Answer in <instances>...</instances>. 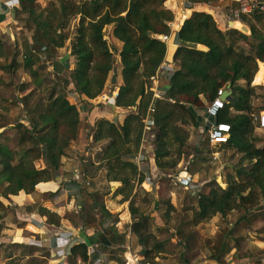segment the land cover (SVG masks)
I'll return each mask as SVG.
<instances>
[{
    "label": "trees",
    "instance_id": "obj_1",
    "mask_svg": "<svg viewBox=\"0 0 264 264\" xmlns=\"http://www.w3.org/2000/svg\"><path fill=\"white\" fill-rule=\"evenodd\" d=\"M164 1L49 0L41 6L27 0L24 19L29 40L25 38L22 48L16 46L22 59L21 66L28 72L31 82L41 86L38 63L48 62L54 68L62 65V72L68 69V62L54 60L52 53L63 47L70 36L69 56L73 57L74 66L69 70V79H64L60 90L50 92L42 108L35 105L26 110V123L17 122L13 126V138L7 133L12 128L0 132V138H3L0 140V197L8 198L20 190L31 193L38 182L37 186H41L44 183L41 181L52 180L56 173L59 174L61 159L77 138L80 125L78 108L69 101L64 88L72 85L82 100L92 101L102 93L113 66L117 65L121 83L115 89L114 105L125 109L127 114L120 124L106 118L97 119L89 128L91 139L87 143L88 146L105 143L97 154V162L104 167L108 181L120 182L116 194L128 199L135 183L144 181L145 173L132 156L139 151L146 135H153L151 151L157 168L174 167L188 140L185 127L203 125L200 117L203 115H198L195 109L205 113L206 105L216 97L217 90L227 87L231 90V98L214 121L230 124L229 139L221 146L240 153L248 165L239 164L234 172L226 173L225 178L218 177L219 182L225 183L224 187L210 182L209 189L198 194L191 221L197 225L216 214L225 217L230 211L237 210L240 216L236 223L245 220L248 226L249 212L261 201L264 203V144L255 135L257 121L253 118L263 108L255 109L252 104L258 87L255 81L257 63L264 62V11L260 10L264 0H251L249 12H239L232 19L230 26L233 28L225 30L218 26L212 14L205 11L194 10L184 18L175 28H179L176 32L178 46L173 54V70L163 82L164 96L153 103L150 79L156 76L166 53V44L158 35H169L170 22L174 19V13L164 6ZM187 1L213 3L218 0ZM242 22L248 25L250 34L239 30L244 25ZM108 26L110 31H107ZM108 34L121 42L118 64L114 57L116 48L106 38ZM3 43L0 34V53ZM42 47L45 48V60L38 56ZM16 61L12 58L0 67L5 70L16 68L19 65ZM258 79H264V75ZM202 98L207 100L205 104ZM151 101L153 125L150 132H144L143 119ZM39 159L45 164L43 168L35 166ZM84 186L88 185L80 186L78 198ZM20 196L24 194L20 192L14 199ZM5 209L0 200V218ZM38 211L43 215L52 213L44 207ZM130 211V233L137 237L143 262H150L164 251L166 241L158 240L148 230V215L135 216L137 209L131 204ZM27 228L42 231L32 224ZM101 230L97 238L103 246L110 247L113 243L109 233L122 237L115 232L113 223ZM93 241L94 238H88L87 242L72 244L67 257L72 260L79 257L82 263L95 264L96 259L88 252V245ZM110 259L123 264L121 260Z\"/></svg>",
    "mask_w": 264,
    "mask_h": 264
},
{
    "label": "rangeland",
    "instance_id": "obj_2",
    "mask_svg": "<svg viewBox=\"0 0 264 264\" xmlns=\"http://www.w3.org/2000/svg\"><path fill=\"white\" fill-rule=\"evenodd\" d=\"M250 1L251 0H218L213 2L215 5L212 6L215 8H211L208 13L212 14L221 29L233 28L228 26V20L237 17L239 12H245L241 11V9L243 6L249 5ZM167 2L169 5L173 6V8H176L175 0H167ZM238 22L241 23L239 19ZM243 24L248 27L246 23ZM70 31L71 27L69 28V32ZM17 32L19 33L15 35V41L9 39L6 34H2L4 43L0 53V64H8L12 58H15V61L17 60L16 62L19 64L16 68L9 70L0 67V76L2 78L4 76L3 86L0 87V106L6 109V115H1L0 117V125L8 121L13 123L10 127L12 129L7 128L10 129L7 130L10 136H8L9 138H13L12 134L15 132L13 126L17 122L26 123V110L35 105L42 108V105L47 102L50 92L53 89L56 91L60 90L59 86L63 85L64 79H69V70L74 66V59L69 56L68 47L71 41L70 36L63 47L54 50L52 53V58L54 60L61 61L62 63L68 62V69L62 72V65L54 68V65L52 67L48 62L38 63L37 66L40 74L41 86L34 85L30 81L31 77H27V75H29L28 72L21 66L22 59L19 56L20 52L16 46V44H18V46L22 48L26 42L25 38L29 40V32L25 28V22L23 28L20 27ZM173 33H175V28L170 23V33L165 39L166 42L173 38V36H171ZM243 33L250 34V30ZM109 43L114 45L112 42ZM115 48L114 57L118 64L120 60L118 54L120 48L118 46H115ZM257 64V77L259 78L264 75V68L262 69L264 62L258 61ZM1 71L3 73H1ZM168 73V69L163 67L158 68L156 76L150 79L151 88H153L151 89L152 91H154L155 87L162 92L164 91L163 82H166ZM110 74H112V72ZM110 76L111 75H109V79L102 93L94 98L93 103L82 100L80 96L75 93L74 89H70L69 86L71 85L64 88L69 101L76 104L78 108L80 120L79 128L83 129L84 137L87 134L85 129L88 128V123L86 122L87 114L92 108L95 109L96 114H100L101 112L104 113V116H100L97 119L106 118L117 124L122 123L127 114V111L125 113V109L115 108L114 101L112 100L116 93L115 89L118 88L121 83L119 71L117 73V82L114 85L110 83ZM257 77L255 81L261 85H256L258 87H256L255 94L252 97V104L255 109L263 108L261 110H264V79L261 80ZM30 91L31 94L26 95ZM110 94H112V96H110ZM163 96L164 92L162 94V97ZM156 98L157 97L152 95L153 103ZM24 102L27 104L26 106H24ZM202 102L205 104L207 100L202 98ZM195 110L198 115H203L200 117H205V113H203L202 110L198 108ZM185 128L188 131V140L183 148L184 153L181 155L176 165L168 169L160 170L158 168L155 169L154 166L150 167L148 155L152 153L151 149L153 146L151 144V136L146 135L145 142H142L145 144H142L139 149L143 155L141 156L140 154L139 160L136 159L139 151L136 155L132 156L134 161L138 160V162H135L137 164L139 163V168L144 169V172L147 174L144 176L143 182L145 183L142 182L139 184L136 182L128 199H125L119 193L116 194V190L121 185L120 182L108 181L106 179L104 167L100 166L97 162V154L105 143L100 142L87 146V143H90L89 141L91 139V135L88 131L89 139L83 142L84 145L80 149L79 154H75L77 157L71 154L74 160L73 164L75 165H73L70 170L61 167L59 169L60 180H63V182L70 180L71 171L74 167L84 169V171H87L89 174L90 184L82 188L79 198L77 199L75 197L72 205L69 200L70 197L67 199L63 197L57 204L63 207L62 212L54 211L53 213L42 215L41 212L38 211V207L45 206V201L53 202V199H55L53 195L55 193L39 192L36 187L34 191L31 192L35 202L31 201L32 203L30 205L20 207L14 203L10 195L8 198L0 197L1 202L6 207L2 218H0V264H7L8 262H13V264H54L50 258L48 246L39 240L40 235L28 234L25 230V223H23L22 219L18 218L19 215L21 216L24 214V211L39 212L43 216L45 224L50 228L66 224L76 227L78 230H89L92 227L96 231L112 222L115 227H117L116 225H121L120 222L123 224L128 221L126 219V213H128V216L132 220L130 211L131 204L137 209V214H135V216L146 214L150 217L148 230L154 233L158 240L166 241L164 251L155 256L152 261L147 262L150 264H160V259L162 261L168 260L171 264H179L182 260L186 259L189 254H194V252L196 254V250L201 249L202 246L210 245L211 240L205 232L207 228L206 224L209 223L210 220L203 221L197 225H194L191 221L193 210L197 206L198 194L204 190H208V185L212 181H215L216 184L221 187L217 180L218 177L223 179L226 173L234 172L239 164L247 166L248 162L242 160L241 154L234 149L224 148L223 146H211L206 139V134H199L201 126L194 127L187 125ZM1 131L2 130H0V132ZM254 132L261 143L264 144V131L255 129ZM0 140H3V138H0ZM69 148H71V144L67 150H69ZM148 149H150V152ZM174 158H176V155L173 156V160ZM35 163L36 166L40 165V168H43L40 161ZM184 168L187 169L192 177V187L188 189L182 188L175 182V175ZM147 184L150 185L147 186ZM37 188H39V186ZM41 190H43L42 187ZM47 190H53V187ZM56 194L58 195V192ZM22 199L23 196H20L16 201L20 203ZM73 205L76 206L73 207ZM169 206H172V209H169ZM107 213L110 215H107ZM220 221L221 218L219 219V222ZM156 222H158V224H156ZM122 226V232L120 233L122 237L118 238L111 233L108 234L113 240L110 247L102 245V241L97 238L100 233L97 237H94L93 243L97 244L99 250L104 252L108 258L118 259L123 261V264H127L129 261L128 256L134 258L133 255H140L139 252L141 247L137 246L138 241H136V239H131L132 233L130 235L127 233V224L124 223ZM5 228L20 230L23 236L29 237L31 240L14 241L13 234L17 230L15 232H10L9 235H3L1 231H4ZM217 236L218 235L215 237ZM150 243H152V240H150ZM11 259L12 261H10ZM67 260L68 264H79L70 257H68ZM138 262L139 264H144L142 256L141 259L138 257ZM80 264L83 263L81 262Z\"/></svg>",
    "mask_w": 264,
    "mask_h": 264
},
{
    "label": "crops",
    "instance_id": "obj_3",
    "mask_svg": "<svg viewBox=\"0 0 264 264\" xmlns=\"http://www.w3.org/2000/svg\"><path fill=\"white\" fill-rule=\"evenodd\" d=\"M5 0H0V34H6L7 31L11 30L13 33V36L15 38V35H17L19 32L17 30L23 28V24L25 22V10L24 5L27 3V0H19L18 7H15L13 9L6 8L4 4ZM35 3L45 6L46 3L49 0H33ZM220 1V0H219ZM176 2V0H175ZM184 8L182 16H179L176 12V8H173V6H169V3L166 0L167 8L172 10V12L175 14V18L172 22H170L174 28L184 19L187 18L192 11H207L209 12L211 8H215L212 5H215L214 3H191L187 0H184ZM176 4V3H175ZM165 6V5H164ZM166 7V6H165ZM238 20V19H237ZM232 24V23H231ZM110 26H108L107 31H110ZM179 29V28H178ZM178 29H175V33H173L171 36V40L169 39L168 42H165L166 44V53L164 57V61L161 63L159 68H162L163 63L164 64H173V54L178 46V43L176 42V32ZM6 31V32H5ZM8 36V35H7ZM28 37V36H27ZM109 42H112L115 46L121 47V42L114 39L111 35L106 36ZM18 39V38H17ZM58 59V58H57ZM62 63L61 61H59ZM53 67V65H52ZM1 73H3L1 71ZM29 77V75H27ZM4 76L3 78L0 76V87L3 86ZM31 81V80H30ZM253 81V80H252ZM252 84V82H251ZM253 85H255L253 83ZM70 89L72 88V85L69 86ZM1 91V90H0ZM113 100V98H112ZM94 99L92 101H89L93 103ZM115 102V98L113 100ZM113 102V103H114ZM152 103V101H151ZM115 108H121L118 106H115ZM126 113V110H125ZM6 115V109H4L2 106H0V117ZM86 122L88 123V128H86L87 134L85 137L83 136V129L79 128V134L76 140L72 141L71 148L66 151L65 156L61 159V168L70 170L73 165V157L71 154H73L74 157H77L79 154L80 149L83 147V142L87 141L89 139V127L94 124L96 119L100 116H104V113L101 112L100 114H96V111L94 108H92L89 113L87 114ZM13 125L11 121H8L5 124L0 125V130H4L5 128H10ZM257 130L264 131V129L257 128ZM145 142V140H144ZM145 144V143H143ZM262 144V143H261ZM147 145V144H146ZM150 149H148L149 151ZM152 150V149H151ZM73 152V153H71ZM150 152V151H149ZM148 152V154H149ZM152 152V151H151ZM77 154V155H75ZM143 155L140 151L138 152L136 159H140ZM136 155V154H135ZM80 157V156H79ZM148 158L150 160V167L154 166L155 169H157L155 165V160L153 158V153L148 155ZM138 160L136 162H138ZM37 161H40L42 164V167L45 166L43 160L39 159ZM35 161V162H37ZM139 164V163H138ZM36 166V163H35ZM37 168H40L39 166H36ZM142 169V168H140ZM144 171V169H142ZM146 174V172H144ZM149 174V173H148ZM147 175V174H146ZM48 184L50 183V187H54L53 190H47L43 191L41 190V187L36 189L39 192H54L53 195L54 201H45V206L50 212H62L63 207L57 205L60 202V199L65 197L67 199L68 197L71 205L73 203L74 198H78L79 195V189L78 186H76L71 179L67 180V182H63V180L54 179L49 181H41V183ZM48 182V183H45ZM145 183V182H143ZM221 186H225L224 183L219 182ZM150 184H147L149 186ZM62 188V189H61ZM58 192V195L56 194ZM22 192L24 194L23 199L21 202H17L14 197L19 195V193ZM13 199L14 203L21 206L30 205L34 198L31 193H27L24 190H20L18 194L16 195H10ZM263 201L259 204V206L253 207V209L248 214V220L249 224L247 226V221H241L239 223H236V221H239L240 212L237 210H232L225 217H222L220 214L214 215L210 220L209 223H207V228L205 232L208 235V238L211 240V244L208 246H202L201 249L196 250V254H189V256L186 257V259L182 260L179 264H264V205ZM263 205V206H262ZM76 205H73V207ZM39 208V207H38ZM42 214V212H41ZM39 212L36 211H24L23 215H19L18 218L22 219L23 223H25V230L28 234H37L40 235V239L42 243L46 244L49 248L50 252V258L52 259L54 264H68V253L69 248L72 244L78 243V242H87L88 238L93 239L94 237H97L99 233H101L100 230H94V228L91 227L89 230H78L76 227L70 226V225H58L57 227L50 228L45 224L43 214L41 215ZM31 215V216H29ZM153 215V214H151ZM221 218V221L219 222V219ZM126 219L128 221L124 222L127 224L128 234L130 235V225H131V218L128 216V213H126ZM225 221V222H224ZM228 221V222H226ZM113 223V222H112ZM123 223V224H124ZM28 224H32L33 226H36L37 228L41 229V232H34L32 230H29L27 228ZM121 225L114 226V229L116 232L121 233V228L123 227L122 222H120ZM158 224V222H156ZM245 224V225H244ZM11 225V224H8ZM51 225V224H49ZM10 227V226H8ZM17 228V227H15ZM17 230V229H16ZM15 229L12 230L10 228H5L4 231H1V233L4 235H9L10 232H15ZM8 232V234H7ZM218 235L217 237H215ZM14 241L20 242L24 240H31L29 237L23 236L20 230H17L14 234ZM2 237V236H1ZM131 239H136L137 237L133 235ZM138 247H141L137 243ZM99 248L97 244L91 243L88 245V252L91 255V258L96 259L95 264H117L116 261L110 259L107 257V255L103 252L102 254L98 253ZM97 254H100L99 257ZM140 254V252H139ZM134 257H140L138 254L133 255ZM188 259V260H187ZM76 263H81L79 257L76 258ZM160 264H171L170 261L165 260L162 261L159 260ZM139 263V262H138ZM84 264V263H83ZM144 264H150V263H144Z\"/></svg>",
    "mask_w": 264,
    "mask_h": 264
},
{
    "label": "built area",
    "instance_id": "obj_4",
    "mask_svg": "<svg viewBox=\"0 0 264 264\" xmlns=\"http://www.w3.org/2000/svg\"><path fill=\"white\" fill-rule=\"evenodd\" d=\"M4 4H5L6 8L13 9L15 7H18L19 0H5ZM249 10H250L249 5L243 6L241 9V11H245V12H249ZM260 10L264 11V3L260 4ZM6 33L12 41H15V38H14L11 30H8ZM167 36L168 35H164V34L158 35V37L160 39H162L164 42H166L165 39L167 38ZM38 56L41 60L46 59L44 47H42L40 52H38ZM162 67L168 69L169 72L173 70V64H170V63H168V64L163 63ZM151 89H153V88H151ZM227 89H229V88H227V87L219 88L217 90L216 97L209 104H207L205 107V111H204L205 117H203L204 123L200 128V134H203V133L206 134V139L211 146H221L223 143H226L228 141L229 136H230L231 128H230L229 123L214 121V118L217 116L219 110L223 109L225 104L228 102L224 97H222ZM163 92L160 91L157 87H155L154 91H153V96L157 97V98H161ZM153 111H154V108H153V105L151 103L149 106V110L147 112V115L143 119L144 132H150V130H151V127L153 125V117H152ZM253 118H254V120L257 121V127L256 128L264 129V110L259 111L258 115H253ZM150 136H153V135L150 134ZM70 176H71V178H70L71 181L76 186H78V189L80 188V186L82 184L89 185L90 178H89L88 174L83 169H80L78 167H74L73 170L71 171ZM175 182L178 183L182 188H185V189L192 187V177L188 173L186 168L181 169L175 175ZM131 259H132L131 260L132 264H139L137 257H134ZM62 263L64 264V262H62Z\"/></svg>",
    "mask_w": 264,
    "mask_h": 264
},
{
    "label": "water",
    "instance_id": "obj_5",
    "mask_svg": "<svg viewBox=\"0 0 264 264\" xmlns=\"http://www.w3.org/2000/svg\"><path fill=\"white\" fill-rule=\"evenodd\" d=\"M180 1H181V3H179V7L182 9V8H184V3L185 2H184V0H180ZM164 5L167 7V5L165 4V1H164ZM231 23H232V20H228V26H230ZM239 30L243 31V32H247L249 30V28L247 26L243 25ZM117 73H118L117 65H114L113 69H112V74H111V77H110V83L112 85H114L117 82ZM116 94H115V96H116ZM110 96H112V94H110ZM115 96H114V98H115ZM222 97H224L227 101H229L230 98H231V90L227 89ZM55 180H58L60 182V175L58 173L55 174Z\"/></svg>",
    "mask_w": 264,
    "mask_h": 264
},
{
    "label": "bare ground",
    "instance_id": "obj_6",
    "mask_svg": "<svg viewBox=\"0 0 264 264\" xmlns=\"http://www.w3.org/2000/svg\"><path fill=\"white\" fill-rule=\"evenodd\" d=\"M179 3H181V1L180 0H176V6H177V8H176V12H177V14L179 15V16H182V13H183V8L181 9L180 7H179ZM117 57V56H116ZM218 177V176H217ZM48 188H50V185L49 184H44L43 186H42V189L43 190H47ZM53 188H55V186L53 187ZM128 259H129V261L127 262V264H132L131 263V258H130V256H128Z\"/></svg>",
    "mask_w": 264,
    "mask_h": 264
}]
</instances>
